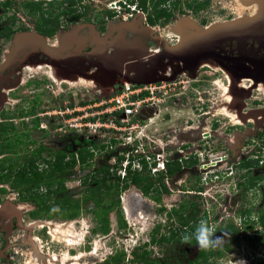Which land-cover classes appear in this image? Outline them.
Here are the masks:
<instances>
[{"label":"rangeland","instance_id":"374dc122","mask_svg":"<svg viewBox=\"0 0 264 264\" xmlns=\"http://www.w3.org/2000/svg\"><path fill=\"white\" fill-rule=\"evenodd\" d=\"M118 1L105 0L106 7L121 11L118 13L117 22L131 21L135 18V15L129 16L126 11L120 8L119 4L115 5ZM178 1L180 2L181 11H176L175 18L169 24H160L155 28V32L160 37L168 40L170 45L173 46L177 45L182 36L187 34V32L190 33L197 29L203 30L215 25L251 18L257 14L259 9L258 0H210L204 11L193 14L185 6L187 2H192L193 0ZM198 1L201 2L202 0ZM98 5L100 7V4ZM93 6H96V4ZM99 7H94V9L97 11ZM183 13L185 15H182ZM4 14L0 10V16ZM139 15L140 19H142L141 23L144 24L143 15ZM180 22H187L189 24L182 32V36L174 33L175 28L179 27ZM2 24L3 22L0 21V26ZM113 27L107 26V31L102 33L100 27L95 26L94 30L96 31L97 38L103 41L109 39L108 36H110L112 39L119 28V24L115 25L116 30ZM76 31H79L80 37L90 38L89 36L93 35L91 28L79 25L70 31L60 33L53 40L41 36L42 44L58 55L64 54L63 47H58L59 45L61 46L59 44L60 39L75 37ZM33 36L31 34H19L12 42L0 41L3 53L0 57V62L17 58L23 52L20 50L22 45L27 43L28 47L32 46ZM26 39L27 41H25ZM18 41L21 42L17 45ZM16 48H18L19 52H16ZM148 50H154L153 54L148 55ZM160 50V44L130 33L128 52L120 51L117 53L116 51H110L112 62L108 66L111 69L128 72L129 68L133 67L135 80L144 78L146 73H148L149 78H159L153 70H160V76L168 79L152 83L153 86H158L156 90L162 88L164 90L159 92L160 96L157 98L159 100L154 101V105L153 101L150 102L148 106L152 110H149L143 117L148 125L147 134L155 136L171 135L165 138V141L167 139L170 141L168 144L169 148L166 149L168 160L176 157L177 149L180 148L182 143L184 145L189 144V146H193V144L198 146L199 144L202 147L204 143L203 138H207L209 143L214 146V148H211L213 157L223 158L229 156V159L232 160L229 164L231 167L222 170H211L207 175L208 179L206 181H204L205 175L202 174L204 171L200 170L197 166L193 169H185L183 174L169 179L168 184L164 188L168 192L162 195L161 203H156L148 196H145L140 192V189L129 186L126 188V192H122L121 196V202L124 204L123 207H125L123 211L124 218L126 222H129L127 223V227L119 228L118 223L116 224L115 221V213L111 214L112 229L118 234L119 238H115L113 235L105 236L98 234V232L93 233L92 230L96 228V224L91 211H84L77 220L73 221L57 218L54 221V226L49 225V227H53L51 229L52 236L47 234L49 228L46 227L45 229L43 223L40 222L33 226L36 229L32 234L34 237L39 238L37 241L40 245L45 246V248H42L43 255L47 252L51 253L52 257L56 255L54 257L60 259L61 264H69L67 262L71 259V256L68 255L69 251L72 254L78 252L80 259H73V264H84L85 260L81 258L88 253L85 252L86 248V251L94 250L96 252L93 255L96 257L95 261L97 259L105 260L112 250L115 249V240H117L121 244L119 250L122 251L127 248L128 252H126V256L130 258L129 253L135 246H139L151 237L159 240L161 234H168L170 229L179 227V217L168 215V213L173 208H180L183 202H186L184 200H188L186 197L198 200H195L198 204L194 203L193 205L189 204L186 206L185 211L187 210L186 215L188 218L190 216L191 218H196L198 213L201 216V213L209 209L206 205H202L199 202L198 198L200 197L207 200L210 205H215L220 210H223L222 214L224 218H230L237 226L240 223L241 210H248L251 206L254 208V213L250 215V218L247 217L253 224L257 221L255 211L261 209L264 211L263 191H260L257 197H253L251 192L242 194V190L237 187L241 178L240 172L242 171L235 168L238 163L237 160L257 154L255 151L260 155H264V149L261 150L262 152H259L258 149V143H261L262 139L264 140V134L261 140L259 137L261 132L264 131V82L257 83L255 80L236 79L220 64L211 59L205 60L195 73L181 72L176 75L174 73L177 70H181L182 67L179 68L176 62H170L168 59H164L162 64L156 62L150 67L140 66V64L134 67L136 62L142 60L140 57H145L144 60L149 61ZM81 66L78 68L79 70L87 67V65ZM56 69H64L66 72L54 73ZM91 71L100 73L97 67H93ZM104 74L108 76V74ZM29 77L32 81L37 82L35 89L28 90L29 92L33 91L32 94L25 91V84L30 80ZM113 77V81L115 82L113 87L105 88L100 84L99 80L90 79L87 76L82 77L71 68L50 67L47 65L33 66L30 67V71L24 69V72L18 75L16 81L0 90V111L3 108L10 110V113L15 112L14 114H16L19 112L18 110H21L25 106L28 109L32 108L31 104L26 103V100L35 101L34 96H36L37 104L35 108L40 113H43L41 121L46 123L49 128L48 131H53L57 124H63L65 121L67 125L72 124L71 128L74 133L78 134L77 131H79L90 135V132L91 134L93 132L89 129V124L98 123L96 120L100 112L109 106L107 102L121 88H124L125 83H128L134 89L140 87L138 84L125 82L118 75ZM19 94H23L22 99H20L21 95L19 96ZM29 96H32V98L30 99ZM143 111H145L144 108ZM16 121L19 120L16 119ZM19 130H21L20 127ZM31 134L36 140L46 136V134L34 129H31ZM56 134V138L51 142L58 146L56 142L60 139L58 132ZM226 172L229 174L225 175ZM263 173L262 168H259L252 175L259 176ZM215 174H220L221 178L214 177ZM68 177L71 195L76 200H80L83 189L81 183H79L80 178L74 171L69 173ZM152 179L154 180L155 177ZM161 180L156 177L154 181L160 182ZM260 185L264 186L263 183ZM199 191L202 193H199ZM25 208L24 211H27L32 210L33 207L28 205ZM162 208L165 211H162ZM216 211L218 213V210ZM28 214V212L25 213V223H33L32 221L35 218H29ZM210 216H212V219L215 218L212 214ZM220 216L221 213L217 215V218ZM158 224L161 225V230L159 233H156L155 230ZM248 225L242 226L244 228L243 232L246 233L248 231L249 237L253 238L252 241L260 244L262 237L259 234L261 231L252 230ZM211 227L216 236L224 237L225 242L222 246L230 244L231 233L224 225L218 223L216 225L213 224ZM255 227L256 229L260 228V226ZM118 228L120 229L119 231ZM15 234L17 239V235L21 237L24 232L19 231ZM27 236L29 237V234ZM30 243V240H28V243L22 244L19 242L16 246L15 251H18L16 253L18 254L16 264H59L58 260L55 262L54 260H47L48 258L46 259L45 257L41 260L40 256L43 255L39 253L40 248L34 249ZM246 245L249 244L247 243L244 246ZM244 246V253L251 252V249L245 251ZM48 247L49 249H46ZM231 248L233 251L226 253L224 258L216 259V264H239L241 256L236 254V251H234L236 249L233 245H231ZM148 249L152 251V258H158L168 264L178 262L187 264L196 258L197 252L201 250L198 245L189 246L184 242L178 241L168 244H155L152 242L148 246ZM13 254L16 255L14 252ZM87 256L90 258L89 254ZM255 257L258 260H263L264 243L262 244V248L257 250ZM258 262L261 263L260 261Z\"/></svg>","mask_w":264,"mask_h":264},{"label":"flooded vegetation","instance_id":"af4514ba","mask_svg":"<svg viewBox=\"0 0 264 264\" xmlns=\"http://www.w3.org/2000/svg\"><path fill=\"white\" fill-rule=\"evenodd\" d=\"M122 0H119L115 3V5H118ZM205 1V0H202ZM51 4H54L55 7H51ZM96 4V6H93ZM100 4V7L99 5ZM57 6V7H56ZM186 6V4H185ZM94 7H99V9L96 11ZM205 8L199 10L198 12H195L194 10H188L193 12V14H198L202 11H204ZM0 10L5 13L4 15L0 16V21L3 22V24L0 26V41L2 42H12L14 38L19 34H31L34 35V40L32 41V46L29 48L27 43L24 48L21 47V50H23L22 54H19L17 58L8 61H1L0 62V90L4 88L6 85L9 86L12 82L16 81L19 74L24 72V69L27 71H30V67L33 66H43L47 65L50 66L49 63L53 62L52 59L42 54L41 50H50L49 48H46V45L42 44V37L47 38L49 40H53L57 35H59L62 32L70 31L75 26L79 25H93L99 26L100 31L102 33H105L107 31V26H114L113 29L116 30L115 25L117 26L119 24L124 22H136V25L139 26L141 23L140 15H143V23L139 26H149L153 29V34L146 35L145 39L150 40L151 42H154L156 44H159L155 41V38H161L156 32L155 28L158 27L160 24L152 26L148 23V12H144L141 9H138L139 11L135 13V18H133L131 21H123L118 23L116 19H118V14L115 9L108 8L105 6V0H0ZM49 11L54 12L55 15L59 16L61 15L60 21L57 23L59 25L58 28H56V31L53 35H45L43 34L39 27H42V22L39 21V16L41 15H48ZM180 12V10H177ZM64 14V15H63ZM176 12L174 14L175 18ZM182 15H185L183 13ZM75 17V18H74ZM171 20V21H172ZM170 21V22H171ZM29 22V23H28ZM169 22V23H170ZM167 23V24H169ZM12 26V29L14 30V34L11 38H8L5 34L6 28ZM119 28L116 30V34L112 39H114L118 35ZM35 35L36 38H35ZM42 36V37H41ZM79 36V33H78ZM110 40V36H108ZM74 38L76 37H70L65 42L67 45L58 46L59 48L64 49L65 54L67 52H71L76 48V44L74 43ZM66 39V38H65ZM77 39V38H76ZM79 43L83 45L93 46L84 48L82 53V56H76L75 58H71V62H75V64H78L79 62H82V59H85L82 65H89V61H92L87 53L91 52L92 48L95 47L94 39L88 38V37H78ZM166 40V39H164ZM168 42V40H166ZM169 43V42H168ZM54 45V44H53ZM170 45V43H169ZM173 46V45H172ZM74 47V48H73ZM36 49L38 53L31 54L30 57L28 56L29 53L32 52V50ZM70 49V50H69ZM72 49V50H71ZM148 49V48H146ZM145 49V50H146ZM162 49V48H161ZM52 51V50H50ZM158 51V50H157ZM161 51V50H160ZM40 52V53H39ZM53 52V51H52ZM159 52H157L158 54ZM2 48L0 44V57L2 55ZM155 54L151 60L157 55ZM63 55V54H61ZM259 56H264V49L259 51ZM212 60V59H211ZM88 61V62H87ZM96 61V60H95ZM94 62V61H92ZM112 62V59L109 57V60L107 62V66ZM150 62V60H149ZM137 65L134 67L142 66L141 63L146 64V67H150L156 62H152L150 64H147L148 61L142 59L139 62H136ZM159 63V62H158ZM178 63V62H176ZM218 63V62H217ZM162 64V63H161ZM174 64V63H173ZM181 68L183 65L180 64ZM81 66V65H80ZM80 66L78 68H80ZM53 67V66H50ZM61 68V67H60ZM64 68V67H62ZM99 68V67H98ZM109 68V66H108ZM247 68L249 70L253 71V68H255L252 64H247ZM104 73V70L102 68H99ZM111 69V68H110ZM64 70V69H62ZM114 71H121L125 76H130L131 78L135 79V71L133 67L127 71H122L118 69H112ZM66 71V70H64ZM89 71V70H88ZM155 74L159 76V78H163L161 75L160 70H153ZM229 72V71H228ZM77 73V72H76ZM151 73V74H154ZM232 76V72H229ZM107 74V73H106ZM111 76H115L114 74H108ZM87 76V74H86ZM30 78V77H29ZM153 78V77H151ZM235 78V77H234ZM155 79V78H153ZM255 80L254 78H248V77H242L239 78V80ZM256 81V80H255ZM260 82H264L261 79L258 80ZM33 83V84H32ZM33 85V86H32ZM35 86H37V82L28 80V82L25 84V91H28L29 89H35ZM30 91V90H29ZM29 94H32L33 91L29 92ZM35 92V91H34ZM21 95V96H20ZM23 94H19L22 99ZM36 95V94H35ZM30 99L32 96H29ZM34 99L36 101L37 97L34 96ZM27 101V102H26ZM25 102L28 104H31L32 108H27L26 106L22 108L21 110H18L19 112L14 114L10 113V110L3 109L0 111V177L1 176H9V174L17 170L21 176L24 174H27L29 177H36L38 173L47 176L49 173H52L53 169L60 168L61 171L54 175L51 178H45L47 180H44V183L40 185V187H37V184H30L23 186L19 189H16L13 187V181L15 179L14 176L11 177V179H3L4 181H0V264H16V258L18 251L16 250V246L21 242L22 244L30 240V244L32 247L40 248V255H43V249L45 246L40 245L38 243V239L33 236V232L35 231L36 227L33 226L36 224H39L40 222L43 223V227L48 229L47 234L52 236L51 227L49 225L54 226L55 220L57 218L65 219L67 221H73L77 220L83 212L91 211L92 215L94 216V222L96 224V228L92 230L93 233L103 234L107 236L113 235L115 238H119L118 234L114 232L111 225V214L115 213L116 215V224L119 226V228H126L127 223L123 211L125 210V207H123V203L121 202V196L122 192L126 190V188L134 187L140 189V192H142L145 196H148L150 199L157 202L153 197L156 196V192H163L167 193V190H164L166 185L169 182V179H172L174 176H179L184 173L185 169H193L194 167L200 166V162L198 159V154L200 152H204L206 149H208L209 141L207 138H203V144L202 147L197 145L189 146V144L184 145V143L181 144L180 148L177 149L176 157L168 160V156L166 153V149L169 148L168 144L170 141L168 139L165 141V138L170 137L169 134L167 136H155V135H148V126L143 131V142L144 146H140V142H136L134 145V149L138 150L139 148H145L146 152L140 151L138 152V155L136 157L137 160L142 161V169L140 171L134 170L132 171V166L127 170V175L125 177H122L118 175L117 168L119 167L118 164H113L112 159L114 156L118 157V162L122 163L125 157L123 156L124 152H126L127 148L124 145L118 144L117 141L112 140L111 142L106 139H96V138H89L90 135L84 133V132H78V134L74 133L71 126L65 124V121L63 124H57L53 131H48L49 128L46 125L45 122H42V115L43 113H40L35 107L37 104V101L34 100H26ZM56 117V116H55ZM18 119L19 121H16ZM19 127L21 130H19ZM31 129H34L36 131H39L40 133L46 134L43 138L36 140L31 134ZM58 132L59 141L55 145L53 142V139L56 138L55 134ZM264 134V131L260 134V140L262 138V135ZM57 135V134H56ZM261 143H258L259 146V152H262L261 150L264 149V140H261ZM109 142V143H108ZM142 142V143H143ZM139 144V145H138ZM62 145H64L62 147ZM137 145V146H136ZM213 148L214 146L210 144ZM211 147V148H212ZM129 148V147H128ZM210 148V149H211ZM257 154L251 155L250 157L242 158V160H237L238 163L236 165V170H241V178L239 180V183L237 184L238 189L242 190V194L251 192L253 197H257V195L260 193V191H263L264 194V186L260 185L263 183L264 185V179L259 183V185L255 188H251L250 190L246 187V182L248 179V171L251 170V176L252 177H259L263 178L264 173L259 176H253L255 171L259 168H262V171L264 172V155H260L257 151H255ZM151 154V155H157L161 154L163 156V160L165 162V170L157 173L152 174L151 170L149 171L148 163L145 161V155ZM65 154V159L62 164H59L57 160V156ZM85 154H91L86 161H83L81 159V155ZM228 157V158H227ZM75 158L76 163L74 166L68 165L72 159ZM222 159L226 162L227 166H229L231 159H229V156H225ZM100 160V161H98ZM195 160L197 163L193 165L192 167H186L182 166V169L180 171H177L172 176H169L168 174V164L175 162L184 164L185 162H190ZM252 161V162H258V165H255L250 170L249 168H244L242 166L245 165L246 162ZM156 166L157 164L154 163ZM147 166V167H146ZM231 167V166H229ZM220 168V167H219ZM219 168H216L217 170H221ZM233 168V167H232ZM106 170L109 171L110 175H106ZM77 173L78 177L80 178L79 183L82 185V191H81V198L80 200H76L73 195H71L70 186L68 184V174L72 172ZM13 173V172H12ZM37 173V174H36ZM229 173L226 172L225 175H228ZM216 175L220 174H215ZM223 175V174H222ZM136 176L139 177H147L148 180H142V181H135L134 178ZM156 177L162 179L160 182L154 181L152 178ZM49 181V182H48ZM63 181V185L65 188V191H58L56 193V190L58 188V184ZM58 182V183H57ZM100 183L99 185H97ZM100 187V195L103 197V201L101 203H96L94 200L85 201V193L90 189H95V186ZM107 186H112V191L108 192ZM30 190V191H29ZM145 190L148 191V195L145 194ZM126 192V191H125ZM30 193L39 195L42 199H46L49 197L50 199L47 200V207L44 210H41L40 206L38 205V202L36 200H24L23 196H28ZM56 193V194H55ZM199 193H202L199 191ZM49 194V195H48ZM59 197V199H58ZM186 197V196H185ZM71 199L73 202H78L80 204V211L77 214L76 217L73 219H69L67 216L70 214V212H63L62 210V203H58V200L65 201L67 199ZM188 200L184 201H190V205L198 204V202H195V199H192L191 197H186ZM162 201V199H161ZM113 204L114 208L108 213L107 220L108 225L106 227V221H104L103 216L105 215V210L107 209L109 205ZM183 204L180 206V208L176 207L173 208L172 211L168 213V215H176L179 217L178 219V228H172L170 229V232L168 234H161V237L159 240H155L154 237H151L149 240L144 241L139 246H135L134 249L129 253L130 258L126 256V252H128L127 248L125 250H119V247L121 246L120 242L115 240L116 245L114 246L115 249L112 250L110 255L105 260L97 259L95 261L96 257L95 251H86V256L84 255L82 260H85L84 264H168L163 260H160L158 258H152V251L148 249V246L153 242L155 244H168L174 241L178 242H184L185 244L189 246H197L196 243H191L188 241H185L184 239H180L179 237H175L174 239H171L170 242L162 241V237L164 235L171 236L173 233H178L180 231V235L183 236L185 230H190V227L193 226L194 228L197 226L200 220H204L203 217H207V222L209 226H213L216 224H222L225 228H227L231 233L230 238V244H226L225 246H221L215 249H201L197 252L196 258L189 261L187 264H216V259L224 258L226 253L232 252L231 245L235 247L236 254L241 256V259H245V261L248 264H264V257L261 261L258 260L255 256L257 253V250L259 248H262V244L264 243V211L261 209L259 211H255L257 215V221L255 224L251 222V220H248V212L251 215L254 213V208L251 206L248 208V210H241L240 212V223L239 226H237L235 223L232 222L230 218H224L222 211L220 208H217L215 205H211L212 209L218 210V213H221V216H223L224 220L221 218H217V215L207 209V211H204L203 213L197 214L196 218H192L190 220V223L188 225H184V221L181 218L180 215H177L174 213V210H181ZM28 205H31L33 208L32 210L24 211ZM49 208V211L47 209ZM231 208V206H230ZM162 211H165L164 208H162ZM28 212V217L35 218L33 223H25L26 222V215L25 213ZM182 213H184V217L188 218L186 215L187 211L185 212L182 210ZM212 214L215 218L212 219ZM120 215L122 216V220L120 219ZM37 217V218H36ZM195 220H197V224L195 223ZM227 222V223H226ZM226 223V224H225ZM249 223V225H248ZM232 224V225H231ZM130 225V224H129ZM248 225L250 229L261 231L260 236L262 237L261 243L256 244L252 240L253 238L249 237V232L246 231V233L243 232L242 226ZM255 226H260L259 229H256ZM118 228V231L120 230ZM54 230V229H53ZM161 230V225L158 224L155 232L159 233ZM22 231L24 234L16 239V232ZM190 232V231H189ZM29 234V237L27 236ZM245 234V235H244ZM248 239H246V237ZM41 241V239H40ZM124 243V242H123ZM249 244L244 246L245 244ZM43 244V243H41ZM35 246V247H34ZM243 246L245 251L251 249V252L248 251L247 253L243 252ZM255 246V247H254ZM46 249H49L46 248ZM13 252L16 254L14 255ZM68 253V252H67ZM72 254L71 251H69L68 255L71 256V259H69L67 262L69 264H73V258L74 256L78 255ZM90 255V258L87 255ZM21 255H23L21 253ZM56 255H51V253H46L43 256H40L41 260L45 257L47 260H54L55 262L58 260L59 264H61L60 259L55 258ZM80 259V258H79ZM40 260V259H39ZM79 261V260H77ZM253 261V262H251ZM260 261L261 263H259ZM175 264H183V263H175ZM218 264V263H217Z\"/></svg>","mask_w":264,"mask_h":264},{"label":"water","instance_id":"95a60500","mask_svg":"<svg viewBox=\"0 0 264 264\" xmlns=\"http://www.w3.org/2000/svg\"><path fill=\"white\" fill-rule=\"evenodd\" d=\"M258 2L259 9L254 17L215 25L203 30L197 29L184 34L180 42L175 46L169 45L164 39L155 38V41L161 45L162 49L152 59L153 63H163L164 59H168L170 62L176 61L182 64V69L174 73L176 75L181 72L195 73L205 60L212 59L218 62L225 70L232 72L236 79L248 77L254 78L257 82H259V79L264 81V56H259V51L264 49V0H258ZM134 21L120 24L118 35L114 39L103 41L97 38L93 25H84L92 29L93 35L89 37L94 39L92 43L95 44V47L92 48L91 52L87 53L94 62L87 61L89 63L88 67L81 70L78 67L83 64L85 59H82V62L78 64L71 62V58L82 56L83 49L88 46L78 44L79 31H76L75 34L77 38H74L76 48L73 51L67 52L65 55H58L48 49L40 52L52 59L53 62L49 63L50 66L71 68L82 77H86L88 70L93 67H99L104 70V73L118 75L125 82L132 84L148 85L165 79H150L151 77L149 78L148 73H146L144 78L135 80L130 76H125L121 71H114L108 68L107 62L110 57V51H116L117 53L120 51L128 52L130 33L142 37L153 34L151 27L144 26L140 28ZM21 41H18L17 45ZM125 48L127 49L125 50ZM16 49V52H18V48ZM34 53H38L36 49L32 50L28 56L30 57ZM247 64H252L255 67L253 71L247 68Z\"/></svg>","mask_w":264,"mask_h":264},{"label":"built area","instance_id":"2783aa9c","mask_svg":"<svg viewBox=\"0 0 264 264\" xmlns=\"http://www.w3.org/2000/svg\"><path fill=\"white\" fill-rule=\"evenodd\" d=\"M126 11L123 7H120ZM139 10L135 7H131V11H126L129 16H134ZM120 10H117V14L120 13ZM156 85V84H154ZM158 86L149 85H140L139 88H131L128 83H125L124 88H121L111 100L107 102L109 106L103 109L99 117L97 118V124H89L90 132L89 138L96 139H106L111 142L115 140L118 144L126 146L127 150L124 152L123 156L125 159L122 163L118 162V157L114 156L112 159L113 164H118L117 168L118 175L125 177L127 175V170L132 166V171H140L143 167L142 161L137 160L136 157L140 149L146 152L145 148H139L138 150L134 149L136 142H140V146H144L143 142V131L147 128V122L143 119L145 114L148 113L150 102L159 100L157 99L160 94L159 92L162 89H158ZM164 96V95H161ZM143 108L145 111H143ZM145 122V123H144ZM72 127V124L70 123ZM89 135V134H88ZM205 136V135H204ZM143 142V143H142ZM109 143V142H108ZM139 145V144H138ZM137 146V145H136ZM129 147V148H128ZM212 146L208 144V149L204 152L198 154V159L200 162L199 169L204 171L202 174L205 175L204 181L208 179V174L211 170L219 169H228L226 162L222 157L217 158L213 157V151L210 149ZM145 161L148 163L149 171L151 170L152 174H157L165 170V162L161 154L151 155L150 153L145 155ZM154 163L157 165L155 166ZM216 178H221L220 175H216Z\"/></svg>","mask_w":264,"mask_h":264},{"label":"trees","instance_id":"16d2710c","mask_svg":"<svg viewBox=\"0 0 264 264\" xmlns=\"http://www.w3.org/2000/svg\"><path fill=\"white\" fill-rule=\"evenodd\" d=\"M209 3H210V0H205V1H201V2H199L198 0H193L192 2H187L186 9L187 10H194L195 12H198L199 10L205 8ZM119 5H120V7H123L128 12L131 11L132 6H135L137 9H141L144 12L150 13V14H148L147 19H148V23L152 26H155L158 24L169 23L172 20V18L174 17L175 12L177 10L181 11L180 2L178 0H122L119 3ZM51 7H55V5L51 4ZM60 18H61V15L57 16L52 11H49V14L47 16L46 15L39 16V21L43 23V24H41L42 27H39V29L41 28L40 31L45 35H53L56 31V28L59 27V25L57 23L60 21ZM13 34H14V30L12 29V26H10V27L6 28L5 34H3V35H7L8 38H11ZM90 155L91 154H87V155L85 154V156L81 155V159L83 161H86ZM64 159H65V154L57 156L56 161L59 164H62L64 162ZM75 163H76V160H75V158H73L72 161L68 165L74 166ZM196 163L197 162L195 160L190 161V162H185L183 165L180 163H175V162L169 163L168 164V174H169V176H172L177 171H180L182 169V166L192 167ZM255 165H258V162L248 161L242 167L249 168V170H250ZM60 171H61V169L57 168V169H53L52 173L50 172L49 175H47V176H44V175L38 173V175L36 177H29L27 174H24L21 176V174L17 170L14 169V171L12 170L13 173L11 172L8 177L7 176L6 177L1 176L0 181H4L3 179H11V177L14 176L15 179L12 183H13V187L16 189H19L23 186L30 185V184H35V185L37 184V187H40V185L47 183V182H44V180H47V179H45L46 177L51 178L54 175L58 174ZM106 173H107L106 175H110L108 170H106ZM263 179H264V177L263 178L252 177L251 176V170H250V172L248 171V179L246 182L247 189L250 190L251 188L257 187L259 185V183L261 181H263ZM134 180L140 182L142 180H148V178L136 176V178H134ZM99 184L100 183H98L97 185H99ZM97 185L95 186L96 187L95 189L94 188L90 189L85 193V197H84L85 201L94 200L98 204L103 201V197H101V195H100V187ZM106 190H108V192H111L112 186H107ZM58 191H65L63 181H61L58 184V188L56 190V193ZM145 194L148 195V191L145 190ZM162 195H163V192H156V196H154V199L157 202H161ZM23 198H24V200H36L38 202V205L40 206L41 210H44L47 207V204H48L47 200L50 199L49 197H47L46 199H42L39 195H36L33 193H30L28 196H23ZM58 199H59V197H58ZM57 202L62 203L63 212H70L71 211L70 214L67 216L69 219H73L74 217H76L80 211V204L78 202L77 203L73 202L69 198L65 201L58 200ZM189 204H190V201H186L185 204L181 207L182 208L181 210H174V213H176L177 215H180L181 218L183 219L184 225H182V226L188 225L190 223V220L192 219L191 216L189 218L184 217V213H182V210H184V208H187L186 206ZM106 208L107 209L105 210V215L103 216V219H104V221H106V227H107V225H108L107 215L114 208V206H113V204H111ZM47 211H49V208L47 209ZM248 218H250L249 212H248ZM120 219L122 220L121 215H120ZM203 219L207 221L206 216L203 217ZM194 221L197 224V220L194 219ZM195 228L193 226H191L190 230H189L190 232L188 230L183 231L184 232L183 236L180 235V231L178 233L177 232L173 233L169 237L164 235L162 237V241L170 242L171 239H174L175 237H179L180 239H184L187 236V237H189V239L188 240L184 239L185 241H188L191 243H196L194 237L192 236V234L195 231ZM245 237H246V239H248L247 236H245Z\"/></svg>","mask_w":264,"mask_h":264},{"label":"bare ground","instance_id":"6f19581e","mask_svg":"<svg viewBox=\"0 0 264 264\" xmlns=\"http://www.w3.org/2000/svg\"><path fill=\"white\" fill-rule=\"evenodd\" d=\"M188 23L187 22H180V24H179V27H176L175 28V30H174V33L176 34V35H178V36H182V32L188 27ZM188 31H189V29H187ZM187 33H189V32H187ZM29 37H31L30 35H29ZM177 37V36H176ZM28 38V37H27ZM35 38H36V36H35ZM67 39H65V38H61L60 39V43L59 44H61V46H63V45H67V43L65 42ZM26 45V44H25ZM25 45H22L21 47L22 48H24L25 47ZM26 47H28V46H26ZM29 48V47H28ZM21 50V49H20ZM23 51V50H22ZM19 52V51H18ZM153 52H154V50H148V55H152L153 54ZM141 59H145V57H140ZM153 61L152 60H150V62L148 61V63L147 64H150V63H152ZM174 62H176V61H174ZM114 63V62H113ZM116 63V62H115ZM142 65H146V64H144V63H141ZM179 67H180V65L178 64V63H176ZM112 66H113V64H111ZM62 68V67H61ZM131 69V68H130ZM55 70V69H54ZM100 70V73H96V72H92L91 70H89L88 72H87V78H90V79H97V80H99V82H100V84L103 86V87H105V88H107V87H110V88H112L113 87V84L115 83L114 81H113V76H111V75H105L103 72H102V70L101 69H99ZM55 72H59V73H65L66 71H64V70H62V69H56V71H54V73ZM95 83V82H94ZM199 199V202L202 204V205H206L208 208H209V210L210 211H212V212H214L215 214H219V213H217V211L216 210H214V209H212V206L210 205V203L207 201V200H205L204 198H202V197H200V198H198ZM195 200H197V199H195ZM198 201V200H197ZM221 218L224 220V218H223V216H221ZM227 223V222H226ZM225 223V224H226ZM69 244H71V243H69ZM68 258V257H67ZM80 258V254H78V255H76V256H74V260H76V259H79ZM244 261H245V259H243ZM246 264H248L247 262H246Z\"/></svg>","mask_w":264,"mask_h":264},{"label":"clouds","instance_id":"9594fccd","mask_svg":"<svg viewBox=\"0 0 264 264\" xmlns=\"http://www.w3.org/2000/svg\"><path fill=\"white\" fill-rule=\"evenodd\" d=\"M192 236L199 249H215L221 247L225 242L224 237L215 235L213 228L206 220L199 221ZM184 239L188 240L189 237L186 236ZM239 264H246V261L239 260Z\"/></svg>","mask_w":264,"mask_h":264}]
</instances>
